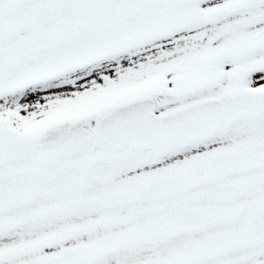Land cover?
Masks as SVG:
<instances>
[{
  "label": "snow or ice",
  "instance_id": "6c2138e0",
  "mask_svg": "<svg viewBox=\"0 0 264 264\" xmlns=\"http://www.w3.org/2000/svg\"><path fill=\"white\" fill-rule=\"evenodd\" d=\"M0 264H264V0H0Z\"/></svg>",
  "mask_w": 264,
  "mask_h": 264
}]
</instances>
